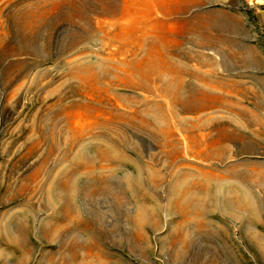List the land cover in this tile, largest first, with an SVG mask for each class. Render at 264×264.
Segmentation results:
<instances>
[{
    "label": "rangeland",
    "instance_id": "1",
    "mask_svg": "<svg viewBox=\"0 0 264 264\" xmlns=\"http://www.w3.org/2000/svg\"><path fill=\"white\" fill-rule=\"evenodd\" d=\"M233 3L249 50L189 58L122 0H0V264H264V0Z\"/></svg>",
    "mask_w": 264,
    "mask_h": 264
},
{
    "label": "crops",
    "instance_id": "2",
    "mask_svg": "<svg viewBox=\"0 0 264 264\" xmlns=\"http://www.w3.org/2000/svg\"><path fill=\"white\" fill-rule=\"evenodd\" d=\"M208 1L211 0H122V7L126 14L143 11L150 17L151 14L160 16L168 20L170 26H175L179 22L187 24L188 31L192 35L187 40L192 54L189 58H201V56L206 58L212 56L211 53L217 55L219 52L226 57L229 55L228 50H238L234 47L239 42L235 39L237 36L223 31V27L231 23H239L245 29L246 36L241 40V44L243 49L249 50V27L240 20L238 7L233 0H217L214 4H208ZM209 28L215 30L217 34L214 36L206 34ZM190 47L185 49L186 53L189 52ZM196 49L202 52H195Z\"/></svg>",
    "mask_w": 264,
    "mask_h": 264
},
{
    "label": "bare ground",
    "instance_id": "3",
    "mask_svg": "<svg viewBox=\"0 0 264 264\" xmlns=\"http://www.w3.org/2000/svg\"><path fill=\"white\" fill-rule=\"evenodd\" d=\"M223 31L226 32L227 34L228 33L233 34L234 36L235 35H239V33H242L241 30L238 28V26L233 25V24H227V25H225L223 27Z\"/></svg>",
    "mask_w": 264,
    "mask_h": 264
}]
</instances>
